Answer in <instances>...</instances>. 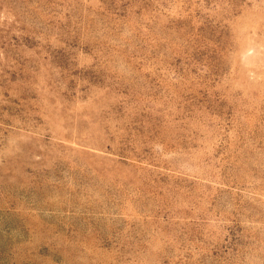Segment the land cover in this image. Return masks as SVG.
Here are the masks:
<instances>
[{
	"label": "rangeland",
	"instance_id": "rangeland-1",
	"mask_svg": "<svg viewBox=\"0 0 264 264\" xmlns=\"http://www.w3.org/2000/svg\"><path fill=\"white\" fill-rule=\"evenodd\" d=\"M0 264H264V0H0Z\"/></svg>",
	"mask_w": 264,
	"mask_h": 264
}]
</instances>
